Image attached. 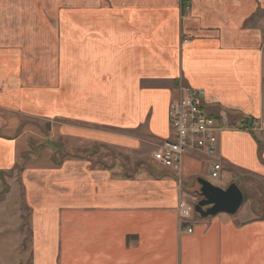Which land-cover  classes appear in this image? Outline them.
<instances>
[{
	"label": "crops",
	"instance_id": "0c3cea01",
	"mask_svg": "<svg viewBox=\"0 0 264 264\" xmlns=\"http://www.w3.org/2000/svg\"><path fill=\"white\" fill-rule=\"evenodd\" d=\"M252 1L120 0L113 9L108 0H88L93 16L73 12L67 23L60 14L51 25H33L29 14L15 13V2L0 13L3 108H19L13 102L35 57L45 78L39 98L57 105L52 117L61 118L58 131L71 138L72 151L98 145L108 152L105 162L73 154L40 176L26 172L37 264H57L69 241L70 264H264V198L259 206L245 199L234 215L185 223L177 208L183 188L172 171L137 176L124 164L170 135L168 110L185 86L202 87L210 110L228 109L236 125L251 118L219 132L216 157L226 170L262 181L264 197V127L252 126L264 123V35L250 24ZM3 146L0 166H12L13 144L7 154ZM195 157L210 164L187 154V175L199 174Z\"/></svg>",
	"mask_w": 264,
	"mask_h": 264
},
{
	"label": "rangeland",
	"instance_id": "374dc122",
	"mask_svg": "<svg viewBox=\"0 0 264 264\" xmlns=\"http://www.w3.org/2000/svg\"><path fill=\"white\" fill-rule=\"evenodd\" d=\"M12 2L16 3L15 13L29 14L32 17L33 25L40 24V19L43 21L46 19V23L51 25V23L53 24L51 21L56 19L57 15L60 14L66 16L69 20L66 21L69 23L73 12H78L80 15H84V17L93 16L95 12L88 0H1L0 13L7 12L8 7L13 9ZM108 2L109 4L111 3L113 9L118 8L120 5V0H108ZM250 3H254L251 8H253V14L255 13L252 23L250 24L254 28H259L261 26V31L263 30L264 35V0H253ZM103 12V10H100L98 13L103 14ZM64 25L70 26V24L66 23ZM65 27L64 30L66 29ZM38 35L39 34L33 35V37H38ZM37 55L41 54L38 53ZM1 56L6 57L7 54ZM38 63H40V61L33 57L32 71H28V76L24 75L25 78L22 79L20 88L22 92L17 93H22V96L16 97V99H21H17V101L13 102L14 106L19 108L6 110L3 107L8 104L7 101L3 100L0 103V142L4 144L3 149L10 146L4 151L5 154L11 152V143L13 144L12 148L15 149L14 164L12 166L7 165L10 163L5 156L4 159L8 162L5 164L6 166H0V264H37L34 256L35 246L33 235L35 231L32 218L33 207L30 204V199L27 198V186L24 181V176L27 171L35 172L37 170L38 175L36 176H40V169L48 170L53 166L56 167L57 165H55V162L60 163L63 160L71 159L73 154L77 157H87L94 160H102L103 162L107 161V157L104 154L108 152L103 150L102 146L93 145L86 150H79L77 147L75 151L70 149V146H73L71 138L60 133L61 131H58V126L62 121L61 118L52 117L58 114L57 105L51 103V105L45 106V103L39 98L42 96L39 94V85L41 84L38 85V83H41V81L45 83V81H43L45 78L39 76V68L41 65H38ZM11 85H13L11 89L17 90L18 85L16 82H12ZM1 86H4V84L0 83V87ZM26 91H29V95H25ZM9 94L11 96L16 95L12 93ZM3 95L7 94L0 88V97ZM25 97L28 99L26 102L24 100ZM67 109H70V107ZM40 114L49 115V117H41ZM71 120L72 119H67L65 122L71 123ZM261 121L264 122L263 120ZM232 124L234 123H230V125ZM231 127L232 126H229V128ZM263 127L264 123L260 122L257 127L253 128L261 129ZM162 143L163 140L155 150L145 154V156H140L138 159L139 163L138 161L134 162L128 159L127 161L129 164L124 163L125 167L128 169L127 173L138 176V173L134 174V172L142 173L144 170L151 175L162 176L166 173L165 171H172L169 168L161 167L154 159V153L160 149ZM47 156L50 157L51 161L47 160ZM33 157L35 158L34 161ZM36 157L40 158L36 159ZM194 159L198 162H196L199 173L197 176L196 174L187 175L186 171L181 175L172 171L176 176V180L178 177L182 178V182L179 180L177 181L183 188L182 193L184 195L182 199H184V201L192 205L194 203L196 204L201 199L200 184L197 181V177L209 179L213 184L222 188H226L230 183H236L246 196L245 199H252L254 205L259 206L258 201L263 200V182L257 177L246 174L243 175L241 171L233 173L231 172L232 170L229 169V171L225 170L223 172L222 179H211L208 177L211 160L208 159L210 163L208 164V161L201 157H195ZM116 160L117 159L114 161ZM48 163H50L51 166L53 164V166L49 167ZM137 168H139V171L136 170ZM35 179L37 181L38 177ZM44 182V184H46L47 180ZM36 183L37 187L40 188V184H38V182ZM53 183L55 182L53 181ZM50 185L51 183H49V186ZM253 198L255 201H253ZM33 200L35 199H31V201ZM246 200L239 209L241 212L246 207ZM260 212V219L264 220V207L262 205ZM193 218L206 219L201 217L198 213H195ZM69 243V250H62L60 259L56 261L57 264H70L71 241H69ZM66 251L67 253L64 254L63 252ZM63 258L65 260H63Z\"/></svg>",
	"mask_w": 264,
	"mask_h": 264
},
{
	"label": "built area",
	"instance_id": "2783aa9c",
	"mask_svg": "<svg viewBox=\"0 0 264 264\" xmlns=\"http://www.w3.org/2000/svg\"><path fill=\"white\" fill-rule=\"evenodd\" d=\"M205 96V89L185 86L182 97L169 107L170 135L154 153V159L161 167L181 175L185 155H200L211 160L208 177L222 179L226 168L216 157L217 143L219 132L227 126L229 119L224 111L210 110ZM258 124L260 122L256 121L252 126L257 127ZM177 208L185 223L195 213L194 206L184 200L178 203ZM188 231L192 232V227H188Z\"/></svg>",
	"mask_w": 264,
	"mask_h": 264
},
{
	"label": "water",
	"instance_id": "95a60500",
	"mask_svg": "<svg viewBox=\"0 0 264 264\" xmlns=\"http://www.w3.org/2000/svg\"><path fill=\"white\" fill-rule=\"evenodd\" d=\"M201 199L195 204V212L201 217H213L220 213L234 215L244 203L243 191L236 183L228 187L215 186L204 177H198Z\"/></svg>",
	"mask_w": 264,
	"mask_h": 264
},
{
	"label": "trees",
	"instance_id": "16d2710c",
	"mask_svg": "<svg viewBox=\"0 0 264 264\" xmlns=\"http://www.w3.org/2000/svg\"><path fill=\"white\" fill-rule=\"evenodd\" d=\"M243 122L242 123H244L245 125H247V124H250V122L252 121L251 120V118L250 117H247V116H245V117H243V120H242ZM71 149V148H70ZM72 150V149H71Z\"/></svg>",
	"mask_w": 264,
	"mask_h": 264
},
{
	"label": "bare ground",
	"instance_id": "6f19581e",
	"mask_svg": "<svg viewBox=\"0 0 264 264\" xmlns=\"http://www.w3.org/2000/svg\"><path fill=\"white\" fill-rule=\"evenodd\" d=\"M186 156V155H185ZM185 158V157H184ZM184 160V159H183ZM183 173V172H182ZM181 173V174H182ZM177 180H179L180 182H182V179H179V177L177 178ZM179 183V182H178ZM180 184V183H179ZM181 185V184H180Z\"/></svg>",
	"mask_w": 264,
	"mask_h": 264
}]
</instances>
